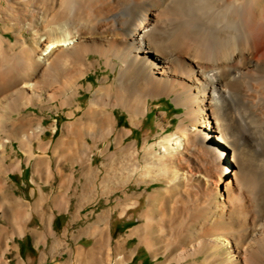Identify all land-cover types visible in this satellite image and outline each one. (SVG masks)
<instances>
[{"label":"bare ground","instance_id":"6f19581e","mask_svg":"<svg viewBox=\"0 0 264 264\" xmlns=\"http://www.w3.org/2000/svg\"><path fill=\"white\" fill-rule=\"evenodd\" d=\"M119 2L126 1L0 0V199L10 173L21 170L19 162L8 164L12 138L19 137L28 161L36 159L34 140L47 146L44 128L32 130L33 118L23 112L41 96L73 106L81 90H93L81 82L97 70L96 54L118 77L93 93L87 121L70 126L78 149L69 160L92 168L87 138L115 136L113 154L127 158L129 179L165 185L131 234L154 258L165 256L164 264L201 255L193 264H264V0H135L126 8ZM171 95L185 109L177 131L153 143L145 138L141 148L126 145L131 131H118L114 110L141 127L149 99ZM110 151L111 143L103 152ZM49 163L41 158L36 165ZM9 197L24 222L18 234L25 235V222L43 208ZM70 203L65 197L62 210ZM53 223L48 217V235L56 237ZM111 241L106 228L97 240L106 257L99 247L79 248L77 261L111 264Z\"/></svg>","mask_w":264,"mask_h":264},{"label":"rangeland","instance_id":"374dc122","mask_svg":"<svg viewBox=\"0 0 264 264\" xmlns=\"http://www.w3.org/2000/svg\"><path fill=\"white\" fill-rule=\"evenodd\" d=\"M121 1H126L125 5L119 2L118 6L126 8L135 0ZM24 32L30 37L27 29ZM8 36L15 38L13 33ZM99 60L98 55H91V61L96 63L97 70L92 71L81 82L85 88L92 84L93 90H81V95L73 106L62 108L59 100L50 103L47 98L41 96L35 106L23 112V115L33 118L32 130L44 128L42 140L47 146L43 147L39 140H34L36 159L28 161L26 153L20 147L19 137H13L8 144L11 154L8 164L19 162L21 170L10 173L8 177L10 188L5 190V199H0V264L2 254L6 255L3 260L6 264H86L77 261L79 248L88 251L99 247V256L104 258L107 252L100 249L97 240L106 228L112 239L109 252L111 264H119V259L124 260L122 264L166 262L163 255L154 258L138 236L131 237L132 232L145 223L141 217L150 207V196L163 189L165 185L163 183L146 185L129 179L131 171L127 158L119 153L113 154L116 149L115 136L110 142L87 138V143L94 152L93 166L90 169L73 164L68 158L71 152L78 149L72 141L73 137L70 136V126L83 118L87 121L85 112L93 93L102 85L111 84L118 77L117 70L106 68L103 60L101 64ZM105 78L109 80L104 84L102 82ZM184 113L185 109L177 106L173 95L149 99V111L142 118L141 127L131 125L130 115L126 111L114 110L118 131H131L126 145L137 142L140 148L145 138L153 143L176 132L184 119ZM71 114H74V117ZM14 118L18 116L14 115ZM161 125L166 129H162ZM3 138L8 141L7 135L3 134ZM63 142H66L64 147ZM110 143L111 151L104 153L103 150ZM41 158L51 161V164L45 167L36 165ZM51 171L52 178L49 177ZM3 179L7 180V176ZM13 194L15 199H22L29 208L35 209L40 205L43 208L40 212L34 211L33 218L25 222L23 228L26 231L25 235L18 234L24 222L22 224L15 217L17 201L9 197ZM65 197H70L71 200L68 210H62L60 205ZM172 200L170 205L175 201ZM136 201H139V205L134 207L132 204ZM127 208L130 209L126 212ZM48 217L54 222L53 229L57 238L48 235ZM198 226L199 224H196L192 231L197 232ZM93 232L98 236L95 237ZM44 236H47L46 243L45 240H41ZM204 259L205 255H201L184 264H193Z\"/></svg>","mask_w":264,"mask_h":264}]
</instances>
